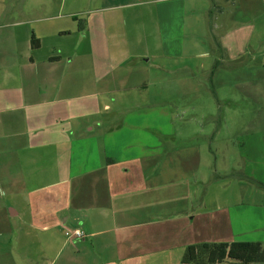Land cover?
<instances>
[{
    "label": "crops",
    "instance_id": "crops-1",
    "mask_svg": "<svg viewBox=\"0 0 264 264\" xmlns=\"http://www.w3.org/2000/svg\"><path fill=\"white\" fill-rule=\"evenodd\" d=\"M111 1L0 0V248L12 242V264H198L199 246L264 245V198L243 186L264 193L263 171L238 173L231 198L204 164L212 148L193 143L224 125L163 128L203 91L187 2ZM217 2L211 59L257 73L225 86L260 104L241 148L263 161L264 0Z\"/></svg>",
    "mask_w": 264,
    "mask_h": 264
},
{
    "label": "rangeland",
    "instance_id": "rangeland-1",
    "mask_svg": "<svg viewBox=\"0 0 264 264\" xmlns=\"http://www.w3.org/2000/svg\"><path fill=\"white\" fill-rule=\"evenodd\" d=\"M133 1L142 0H113L110 4ZM185 1L188 4L187 13L191 16H189L190 19L188 22L191 24V27L188 25L186 43H197L195 52L188 54L187 57L195 58L194 61L197 62L198 79L201 81L203 91L199 92L195 98V104L197 106L195 113L186 112L185 114L177 116L172 108L170 109L172 110L171 114L167 113L163 117V121L165 122L163 128L166 132L172 133V131H176V129H181L184 122L190 121L194 124L198 134L207 133V135H209L214 134L216 131V122L218 125H224L223 130L212 145L206 138L199 137L200 135H198V138L195 139L193 143L199 146L209 145L208 147L212 148L214 153L212 155H207V158L208 156L209 158L206 162L204 161V164L209 163L211 165L212 174L215 176L216 173L219 181H226V185L228 184L226 187L228 196L235 198L238 188V176L241 174L240 172H243L244 168L248 171H257V173L263 171L264 174V160L262 161L261 158H254L250 161L245 160L244 152L241 148V143L245 140L244 132L254 130L248 127H258L253 126L250 121L256 116V109L261 108V106L254 101V98L244 96L236 88L231 86L227 87L225 85L237 82L242 76H246L247 78L254 77L257 73L254 69L248 68H246L247 70L245 72L241 73L236 70L242 68V66L238 68L236 66L235 68H229V65L224 63L221 64V67L217 70L215 78L212 77V79L207 80L204 75V67L206 66L207 69H210L208 62L211 64L214 62L211 59L213 56L215 57V51H213L212 46L219 42V37L221 35L222 4L217 2L219 0ZM29 2L30 0H22V4L26 3V5H29ZM229 8L230 7H228V9ZM170 12H173V10ZM196 55L200 57L196 59ZM218 60H221V58ZM233 65L234 64L231 66ZM219 101H222V104L219 103ZM169 103H172V101ZM172 115L174 116V123H172L174 129L168 124V122H172L170 118ZM262 157L264 159V156ZM243 186L246 201H251L252 199L261 201L264 198V193L255 191V187L249 181H246ZM2 196L3 194L0 193V197ZM2 199L0 198V203ZM0 217H2L1 213ZM7 227L9 226L0 224V233L10 231L6 229ZM196 228L198 237L202 231H207L204 223L200 221H197ZM214 231L215 230H213V232ZM241 250L243 252L246 251L244 246H241ZM0 252L3 253L0 257V264H12V242H10V244L6 242L5 248H0ZM225 259H227V257H224V260ZM225 264H228V262Z\"/></svg>",
    "mask_w": 264,
    "mask_h": 264
},
{
    "label": "trees",
    "instance_id": "trees-1",
    "mask_svg": "<svg viewBox=\"0 0 264 264\" xmlns=\"http://www.w3.org/2000/svg\"><path fill=\"white\" fill-rule=\"evenodd\" d=\"M32 45L34 48L39 47L38 39L33 37ZM217 48L221 51L222 47L219 42L216 44ZM222 61L217 60L214 65L213 74L216 70L221 67ZM230 244H221V245H208V246H199L198 247V264H264V245L261 243H252L247 252H242L241 248L237 251H234ZM227 250L228 254H227ZM224 257L227 259L224 260Z\"/></svg>",
    "mask_w": 264,
    "mask_h": 264
},
{
    "label": "built area",
    "instance_id": "built-area-1",
    "mask_svg": "<svg viewBox=\"0 0 264 264\" xmlns=\"http://www.w3.org/2000/svg\"><path fill=\"white\" fill-rule=\"evenodd\" d=\"M84 238L85 237V233L82 230H75V231H69L68 232V238L69 239H73V238Z\"/></svg>",
    "mask_w": 264,
    "mask_h": 264
}]
</instances>
